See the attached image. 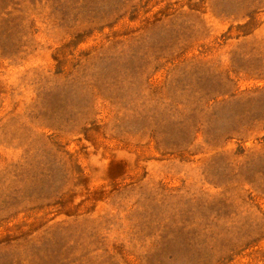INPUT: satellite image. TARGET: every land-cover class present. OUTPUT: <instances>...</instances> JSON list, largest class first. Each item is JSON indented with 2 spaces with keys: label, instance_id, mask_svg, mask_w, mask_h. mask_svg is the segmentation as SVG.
Listing matches in <instances>:
<instances>
[{
  "label": "rangeland",
  "instance_id": "rangeland-1",
  "mask_svg": "<svg viewBox=\"0 0 264 264\" xmlns=\"http://www.w3.org/2000/svg\"><path fill=\"white\" fill-rule=\"evenodd\" d=\"M0 264H264V0H0Z\"/></svg>",
  "mask_w": 264,
  "mask_h": 264
}]
</instances>
